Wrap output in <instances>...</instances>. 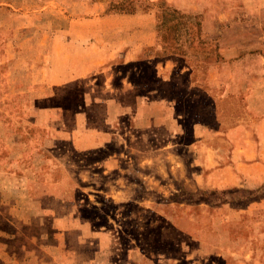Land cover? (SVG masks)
I'll return each mask as SVG.
<instances>
[{
  "label": "rangeland",
  "instance_id": "1",
  "mask_svg": "<svg viewBox=\"0 0 264 264\" xmlns=\"http://www.w3.org/2000/svg\"><path fill=\"white\" fill-rule=\"evenodd\" d=\"M66 3L0 0V264H264V181L219 132L252 121L174 59L191 29L94 64L115 23Z\"/></svg>",
  "mask_w": 264,
  "mask_h": 264
},
{
  "label": "crops",
  "instance_id": "2",
  "mask_svg": "<svg viewBox=\"0 0 264 264\" xmlns=\"http://www.w3.org/2000/svg\"><path fill=\"white\" fill-rule=\"evenodd\" d=\"M54 1L59 6L68 2ZM109 1L90 0L91 6L99 10V15L85 20L92 25L114 22V27L107 30L111 32L113 41L111 44L100 43L96 34L99 36L98 31L101 30L93 29L83 48L77 44L78 50L90 52L94 64L104 61L109 51L111 59H121L124 63L145 58L147 47L157 35V13L153 9L133 14L105 12ZM131 1L151 5L162 2L184 16L181 20L191 29L189 41L183 46L180 40L174 42L178 50L173 57L188 63L194 73L196 68L204 70L206 82H215L222 89L221 98L229 100L227 102L233 105L234 110L240 108L250 117L252 123L249 127L234 121L230 126L226 123L219 132L230 152L231 164H242L250 171L256 169L253 177L264 181V0ZM73 18L71 22L83 20L78 16ZM241 99L245 101V107L241 106ZM22 205L16 209L21 208V212L28 216L36 211L28 203ZM19 262L24 260H18L17 264ZM26 264L35 263L29 259Z\"/></svg>",
  "mask_w": 264,
  "mask_h": 264
},
{
  "label": "trees",
  "instance_id": "3",
  "mask_svg": "<svg viewBox=\"0 0 264 264\" xmlns=\"http://www.w3.org/2000/svg\"><path fill=\"white\" fill-rule=\"evenodd\" d=\"M103 3V2H101ZM153 9L157 13L158 24L161 26L169 20L182 19L184 16L179 14L176 10L166 6L162 2L155 5L137 3L131 0H111L105 7V12L118 13V14H133L135 11H149ZM160 9V12H158ZM169 11V12H167Z\"/></svg>",
  "mask_w": 264,
  "mask_h": 264
}]
</instances>
